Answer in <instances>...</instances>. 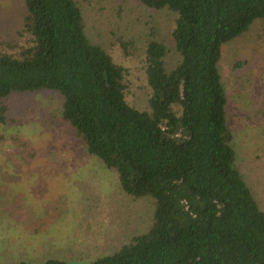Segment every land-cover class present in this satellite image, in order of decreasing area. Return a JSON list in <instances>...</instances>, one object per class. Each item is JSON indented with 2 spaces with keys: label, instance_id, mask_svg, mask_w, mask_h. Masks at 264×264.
<instances>
[{
  "label": "trees",
  "instance_id": "obj_1",
  "mask_svg": "<svg viewBox=\"0 0 264 264\" xmlns=\"http://www.w3.org/2000/svg\"><path fill=\"white\" fill-rule=\"evenodd\" d=\"M133 3L174 18L172 49L155 32L142 41L144 98L131 89L128 69L91 39L77 0H23L21 28L1 42L0 125L21 110L14 121L28 124L30 108L19 97L39 94L43 130L53 121L67 125L88 156L117 174L131 205L145 199L151 210L116 250L39 264H264V202L237 167L220 71L223 47L264 19V0ZM50 92L57 110L45 103ZM12 139L38 155L26 140Z\"/></svg>",
  "mask_w": 264,
  "mask_h": 264
},
{
  "label": "rangeland",
  "instance_id": "obj_2",
  "mask_svg": "<svg viewBox=\"0 0 264 264\" xmlns=\"http://www.w3.org/2000/svg\"><path fill=\"white\" fill-rule=\"evenodd\" d=\"M77 1L91 39L128 69L131 89L144 98L142 41L155 32L172 49L173 15L137 6L133 0ZM23 13V0H0V45L16 35ZM174 59V51H169L167 63ZM220 71L237 167L264 202V116L256 117L264 109V19L223 47ZM55 95L44 96L57 110ZM38 96L19 97L30 108L28 124L14 121L21 120V110L10 114L7 127L0 125V137H5L0 138V264H39L49 257L84 262L118 249L129 229L148 220V201L131 205L119 190L117 174L88 156L67 125L53 121L52 128L43 130L40 121L46 112ZM12 136L29 142L38 155L22 150ZM43 220L49 224L42 225ZM33 223L41 226L36 232Z\"/></svg>",
  "mask_w": 264,
  "mask_h": 264
}]
</instances>
